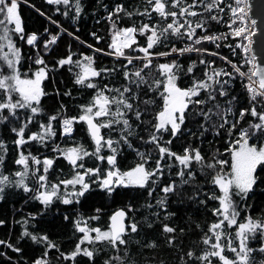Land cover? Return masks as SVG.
<instances>
[{
    "label": "snow or ice",
    "instance_id": "6c2138e0",
    "mask_svg": "<svg viewBox=\"0 0 264 264\" xmlns=\"http://www.w3.org/2000/svg\"><path fill=\"white\" fill-rule=\"evenodd\" d=\"M21 3L44 18L43 33L27 29ZM44 3L72 23L31 0H0V200L11 190L39 205L13 220L21 231L0 246L21 259L22 241L40 246L30 264H53L49 250L56 264H167L148 255L161 247L146 231L158 225L173 264H264V209L248 203L264 184V2L254 11L251 0H97L106 48L97 46L104 37L96 31L89 33L96 45L81 39L82 0ZM63 34L91 54L69 44L50 65L45 57ZM25 44L35 53L26 55ZM96 54L112 65L97 67ZM65 66L75 97L71 89H46ZM51 95L70 98L76 114L63 100L49 111ZM121 191H144L147 199L109 210ZM93 197L108 207L79 211ZM57 202L75 206L62 216L75 240L67 251L47 231L27 227ZM170 202L195 205L203 221L181 227ZM0 257L12 264L6 251Z\"/></svg>",
    "mask_w": 264,
    "mask_h": 264
},
{
    "label": "trees",
    "instance_id": "16d2710c",
    "mask_svg": "<svg viewBox=\"0 0 264 264\" xmlns=\"http://www.w3.org/2000/svg\"><path fill=\"white\" fill-rule=\"evenodd\" d=\"M83 4L85 5V12L78 18L77 26L79 27V35L81 39L86 40L89 43L96 45V41L89 35L90 32L96 31L98 35L104 37V41L99 43L97 46L100 48H106L107 43V28L108 24L107 21L103 19L105 15L104 7L97 4V0H82ZM117 2H121V0H117ZM126 4V6H130L136 2V0H122ZM31 3H34L36 7L41 8V10L49 12V14L56 16L58 19L64 21L66 20L65 17L60 15L59 13H55L52 11L53 8L56 6H51V8L44 3V0H31ZM113 0H101V4L103 5H112ZM61 8L63 6H60ZM19 11L22 14V18L27 26L29 31L32 30H39L43 33V27L47 26L46 21L43 17H41L33 8L24 5L23 3L20 4ZM99 21V22H98ZM72 23L70 20H66L65 26H68ZM125 23H128L125 21ZM70 30H75L70 29ZM71 44V50L74 53L77 52H85L91 54V50L85 46H81L77 41L69 38L66 34H63V38L60 39L58 45H53L50 48V54L46 55V60L49 64H53L56 58L60 55L66 54L68 45ZM41 51L42 48V41H41ZM34 54L36 49H31L30 46L24 45V52L25 54ZM223 54L227 55V49H221ZM195 59V55L192 56ZM186 59V58H185ZM112 58L108 56H104L101 54H96V66H111L112 65ZM220 63V61H217ZM53 80H55V84H53ZM56 87H59L61 92L64 90H72L73 96H77L76 89L72 83V77L68 72L67 67L65 66L63 70H58L56 73L53 74L52 77L48 81H46V89L49 92H53ZM86 98V97H85ZM63 100L68 104V109L70 114H76V108L73 104V101L67 97H56L55 95H51L44 99L45 107L49 109V111L54 110L58 107L59 103ZM83 102L81 100H77L76 103ZM79 128L80 126L77 125V134L79 135ZM143 135V133H141ZM211 139V136L208 137ZM177 144L180 142L177 141ZM218 145L213 144V147ZM205 151L208 150V144L205 142L204 144ZM27 151V149H26ZM129 158L125 163H128L133 158V154H128ZM61 163H63L61 161ZM64 173L68 172V168H64ZM56 173H53L55 176ZM147 199V193L144 191H128L119 193L116 198L115 202L112 204V208L117 206H122L123 204L127 203L129 200L132 201L134 205H140ZM249 204H253L255 206L256 212H259L261 209H264V184H259L256 186L255 191L248 199ZM97 204H103L105 207H108L105 201H102L99 197L90 198L89 201H85L82 206H80L79 211L83 212L85 215L90 214L92 207ZM57 208H59L60 213L57 214ZM39 205H36L33 201L28 199V197L20 192L19 194H14L11 190L6 199L0 200V218H5L7 221L6 226H0V239L8 240L10 239L12 242H15L16 237L19 235L21 231V227L19 224H14L13 220L20 221L22 217H26L27 213L38 211ZM75 210V206L73 208H68L67 206L60 205L58 202L55 207L52 208L51 212L44 216L43 219L37 217L36 220L31 221L29 227L31 229V225L35 224L37 226V230H44L47 231L50 235V238L57 241L62 245L63 250L67 251L72 248L75 243L73 238V229L72 224L70 221H64L62 216L65 211L72 214ZM170 211L177 212V216L173 218L175 223H178L181 227H187L192 221L200 220L203 221L204 219V212L198 209L195 205L189 203L186 205H181L177 203L170 202ZM256 212L253 214L255 215ZM144 215L141 212L137 218L139 219L140 216ZM189 215H191L192 220H189ZM194 228V224H192ZM150 236H153L158 239L161 247L160 249L156 250L155 253L148 252L149 256L155 254L157 261L159 259H164L167 261V264H173V251L168 249L164 246V237L160 235V229L158 225H155L153 229L146 230ZM196 233L193 232L192 236H195ZM187 242L188 237H185ZM24 249V257L23 259L20 258L19 254L13 253L11 249H5L3 246H0V251H6L8 255L12 257V264H15V261L20 260V264H24V261L27 260L30 264L31 259L34 258L35 255H39L40 252L43 250L40 246L32 245L30 241L24 240L21 242L20 245ZM53 254V264H56L55 261V250H49ZM146 252L148 250H145ZM103 257H101L102 259ZM0 264H9L4 257H0ZM97 264H100V261H97Z\"/></svg>",
    "mask_w": 264,
    "mask_h": 264
},
{
    "label": "water",
    "instance_id": "95a60500",
    "mask_svg": "<svg viewBox=\"0 0 264 264\" xmlns=\"http://www.w3.org/2000/svg\"><path fill=\"white\" fill-rule=\"evenodd\" d=\"M251 2H252L254 5H256V9H254V11H258V9H259V5H260L262 2H264V0H251ZM259 40H260V37H259V34H258L257 37H256V41H257V43H256V47H257V48L259 47Z\"/></svg>",
    "mask_w": 264,
    "mask_h": 264
}]
</instances>
